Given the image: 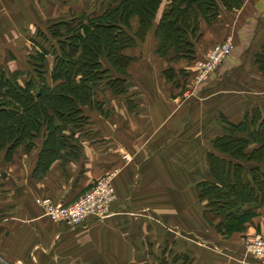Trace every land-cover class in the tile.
Listing matches in <instances>:
<instances>
[{"label":"crops","instance_id":"0c3cea01","mask_svg":"<svg viewBox=\"0 0 264 264\" xmlns=\"http://www.w3.org/2000/svg\"><path fill=\"white\" fill-rule=\"evenodd\" d=\"M61 1L63 6L81 2ZM48 2L0 0V36L5 29L10 38L23 36L34 6ZM242 3L222 7L213 23L200 18L194 59L175 58V50L161 56L155 26L144 41L124 49L134 58L126 75L131 87L115 94L104 85L97 93L101 106L84 108L89 122L76 133L74 158L57 159L36 177L42 144L37 139L31 151L20 146L12 161L0 160L6 168L0 171V264H157L174 244L184 245L182 251L198 264H264L245 249L247 238L264 234V203L243 231L227 235L217 228L224 217L206 213L207 201L197 188L213 179L207 153L224 132L221 118L238 123L259 109L264 119V72L256 62L264 46V0ZM52 23L39 29L48 32ZM230 35L232 53L195 84L197 61ZM111 173L117 197L104 218L71 226L50 220L36 203L38 197L70 203Z\"/></svg>","mask_w":264,"mask_h":264},{"label":"trees","instance_id":"16d2710c","mask_svg":"<svg viewBox=\"0 0 264 264\" xmlns=\"http://www.w3.org/2000/svg\"><path fill=\"white\" fill-rule=\"evenodd\" d=\"M242 4V0H102L97 14L83 13L52 23L48 32L39 30L49 45L34 40L41 47L39 62L24 83L19 81L21 71L10 73L0 66V160L12 161L20 146L31 151L37 139L42 144L36 177H43L55 160L74 158L76 133L89 122L84 108L101 106L97 93L102 85L115 94L131 87L126 75L134 58L124 49L144 41L155 26L161 56L175 50V58L194 59L200 18L213 23L222 7L236 9ZM50 54L55 57L51 71L45 67ZM256 62L264 72V46ZM171 71H166L168 78L173 77ZM252 111L238 123L221 118L224 132L213 139L215 150L207 153L213 179L197 184L200 198L207 201L206 213L224 217L217 228L227 235L243 231L264 203V119L259 109Z\"/></svg>","mask_w":264,"mask_h":264},{"label":"rangeland","instance_id":"374dc122","mask_svg":"<svg viewBox=\"0 0 264 264\" xmlns=\"http://www.w3.org/2000/svg\"><path fill=\"white\" fill-rule=\"evenodd\" d=\"M80 1L81 2L79 4L81 6L77 4V1H73V3L69 2L67 6H63L61 0H49V2L46 3L48 6H42L39 8L38 6H34V9H33L34 11L32 14L33 16H31L33 18L31 19V21L29 20L26 23V26H25L26 30L23 36L10 38V36H6V34L10 33V31L6 29L2 30V32L5 34H3V36H0V66L5 68L7 72L10 71V73L16 70L21 71L22 75L21 77H19V81L21 83H24L28 77L27 73H34V67L36 63L39 62L37 58H38V52H40L41 47L39 46V48H36L33 45V43H35L34 40L40 42V44H42L43 42V44L47 46L49 45L39 34V30H41L39 28L46 30L47 26L50 23L54 22V20L58 17H61L63 19L65 18L70 19L71 14L73 13L88 12L90 14L91 12V14H97L102 10V7H101L102 0H93V4L91 6L86 5V3L87 2L89 3L90 0H80ZM32 7L33 6H27L28 9ZM39 13L43 15H40ZM72 16H75V15H72ZM19 19L22 20L21 17H19ZM19 23H20V27L22 28V21H20ZM52 41L57 43L56 40H52ZM54 59L55 57L53 54H50L49 56H47L46 65H45L46 69L51 71L53 67ZM47 74L49 75V73ZM197 77L198 75L196 73L195 75L196 83L195 84H201L203 81L198 82ZM103 86L104 85H102V87ZM212 150H215L214 147L212 148ZM16 156H18V154ZM245 164H249V163L246 162ZM249 165H252V164L250 163ZM2 170L5 171L6 168H3V166H1L0 171ZM114 188L116 190L115 185H114ZM116 197H117V192H116ZM196 246L198 245L196 244ZM184 248H185L184 245L174 244V250L170 251L169 248L168 250L165 249L163 251L162 261H159L157 264H198L197 262H193L192 260H190V258L187 259L189 256L182 251V250H185ZM145 264H156V263L147 262Z\"/></svg>","mask_w":264,"mask_h":264},{"label":"built area","instance_id":"2783aa9c","mask_svg":"<svg viewBox=\"0 0 264 264\" xmlns=\"http://www.w3.org/2000/svg\"><path fill=\"white\" fill-rule=\"evenodd\" d=\"M233 48L232 35L213 44L205 57L197 61V81L206 80L212 72L216 71L225 58L232 53ZM113 178L112 173L99 178L89 190L70 203L55 202L51 197H38L36 203L50 220L64 222L71 226L85 224L89 218H104L109 214L111 203L116 198ZM245 249L253 257L264 258V234L247 238Z\"/></svg>","mask_w":264,"mask_h":264}]
</instances>
